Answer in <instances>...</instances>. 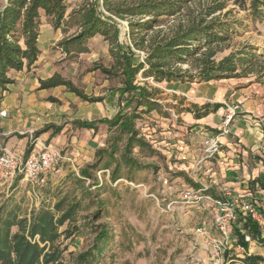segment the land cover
<instances>
[{
    "label": "trees",
    "instance_id": "1",
    "mask_svg": "<svg viewBox=\"0 0 264 264\" xmlns=\"http://www.w3.org/2000/svg\"><path fill=\"white\" fill-rule=\"evenodd\" d=\"M100 1L102 10L97 0H83L65 18L68 9L65 0H0V90H6L12 83L9 71L30 67L37 60L40 12L49 18L54 28H62L63 32L75 28L74 33L58 42L66 59L88 52L87 41L95 35L102 36L109 46L112 63L108 67L96 64L94 68L118 80L122 84L121 95L131 93L126 100L131 112L120 111L113 118L99 122L106 124L109 132L118 131V136L109 140L111 150L115 151L117 143L126 136L122 158L127 164H135L134 159L127 156L134 147L142 149L149 143L135 128V120L141 113L148 114L160 107L155 101L157 90L136 83L138 75L154 82H207L249 76L259 82L264 77V51H258L251 44H242L216 60L217 54L229 47L237 28L256 31L264 37V0ZM240 12L243 16L236 18L234 14ZM119 21L126 22L127 41L119 39ZM137 51H141V59ZM184 64L188 67L182 68ZM57 85L65 86L82 100L99 99L86 95L58 74L40 81L41 88ZM219 106L216 103L191 104L184 109L199 118ZM75 123L78 127L95 129L93 121ZM116 170L111 175L113 181L120 178ZM81 175L90 177L87 168L81 169ZM75 205L70 204L57 217L49 208L41 206L32 210L28 218L19 216L15 208L0 206V264H57L61 255L54 244L59 236L57 229L71 216ZM61 206L62 202H57L54 209L59 211ZM94 214L97 216L98 212ZM15 226L17 230L13 231ZM245 227L258 237L254 223ZM105 239L107 234L103 230L96 241ZM97 242L94 249L100 253L102 248ZM88 256L82 254L81 261L87 262ZM259 259L249 255L244 261L256 264Z\"/></svg>",
    "mask_w": 264,
    "mask_h": 264
},
{
    "label": "crops",
    "instance_id": "2",
    "mask_svg": "<svg viewBox=\"0 0 264 264\" xmlns=\"http://www.w3.org/2000/svg\"><path fill=\"white\" fill-rule=\"evenodd\" d=\"M65 1L68 5L67 18L68 13L78 4ZM74 31L75 28H68L66 32L62 28H54L49 18L40 12L37 60L30 67L9 71L8 77L12 83L7 85L6 90H0V111L5 110V115L0 116L1 145L24 155L43 145L64 150L69 160L64 163L63 168L70 170L93 160L95 150L105 142L103 135L108 127L100 123V120L111 119L120 111L131 112V107L126 105L131 93L121 95L122 84L107 77L99 69L91 68L77 79L83 92L99 98L97 101L82 100L63 85L40 87V81L55 74L63 79H70L63 72L66 69V62L63 63V60L66 58L58 42ZM99 40L105 44L101 64L108 67L112 58L109 46L102 36L95 35L87 41L88 52L91 51L90 41L94 43ZM88 52L78 54L68 65L72 69L77 68L79 60L83 59L82 55ZM71 79L74 81V78ZM161 82L171 86L156 89L155 101L158 104L157 96L160 91L161 95L168 94L171 99L182 95L188 104L171 100L172 107L169 110H176V114L180 115H175L174 119L169 118L168 124L162 123L165 128L160 132V135H164L161 137L164 140L161 146L152 144L156 143L154 138L150 137L149 140V137H145L162 157L157 180L163 175L169 177V192L172 194L190 186L204 187L209 194L222 199H229L227 193L241 196L252 194L261 203L264 214V84L255 82L253 76L207 82ZM180 87L183 91H180ZM206 103L220 106L199 118L193 112L181 109L191 104L201 106ZM231 108L234 115L230 132L220 134L223 115ZM153 112L158 115V111H151L147 115L153 116ZM77 121H93L95 129L78 127L75 123ZM205 136L217 139L220 144L219 152L196 165L198 160L203 159L201 141ZM89 144L93 145L90 150ZM182 156L186 159L182 160ZM3 183H6L7 190L15 188L17 194L22 192L37 196L35 188L39 187L24 179L3 180ZM27 184L29 185L25 187ZM176 207L187 217L194 218L195 228L203 227L211 234L216 233L205 211ZM242 228L244 226L239 221L231 228L229 249L223 255L224 264H235L230 261V256L240 264H247L244 260L249 255L260 258L256 264H264V241L243 244L240 238ZM196 239L202 241L199 236ZM238 245L249 251H241ZM204 248L208 251L207 246Z\"/></svg>",
    "mask_w": 264,
    "mask_h": 264
},
{
    "label": "rangeland",
    "instance_id": "3",
    "mask_svg": "<svg viewBox=\"0 0 264 264\" xmlns=\"http://www.w3.org/2000/svg\"><path fill=\"white\" fill-rule=\"evenodd\" d=\"M70 1L80 4L83 0ZM100 2L97 0L102 10ZM234 16L240 18L243 12L235 13ZM119 22V39L127 41L126 22ZM161 27H164V24ZM258 28L260 29V26ZM245 43L251 44L258 51H264L262 35L256 31L237 28V34L230 40L229 47L219 52L216 60ZM90 46L91 51L82 55L83 59L79 60L77 68L72 69L68 65L73 59L63 60V63L66 62L63 72L65 77L70 78L65 80L71 81L80 90L82 87L77 79L96 64H101L104 54L105 44L102 40L94 43L90 41ZM136 54L139 59L142 58L141 51ZM187 67V64L182 65V68ZM71 78H74V81ZM259 82L264 84V77ZM136 83L146 84L149 88L158 90L171 86H166L164 82L144 79L140 75ZM180 91H183L182 87ZM160 93L161 91L157 96L161 104L157 110L158 115L155 112L153 116L141 113L135 120V128L140 133L149 137V140L155 139L156 143H152L154 146L163 144L161 137L164 135H160V132H163L165 125L162 123L168 124L169 118L174 119L175 115H180L176 114V110H169L172 101L188 104L182 95L171 99L168 94ZM166 99L170 100L163 101ZM117 136V130L104 132L105 142L95 150L93 160L80 167L76 166L75 170L63 168L62 173L52 177L47 185L35 188L37 196L22 192L17 194L13 187L7 190L6 183L0 180V206L15 208L19 216L28 218L32 210L41 206L49 208L57 217L70 204H76L71 216L57 229L59 236L54 244L61 253L57 264H210V255L204 248L206 245L197 240L198 236L194 234V218L187 217L176 207L180 206L178 204L167 206L170 199L163 196L157 180L159 164L162 162L160 153L150 143L142 149L134 147L127 156L133 158L135 164H127L122 158L126 136L117 143L115 151L110 148L109 140ZM88 146L89 150L93 147L91 144ZM83 168H87L90 177L84 178L81 175ZM115 168L120 178L113 181L111 175ZM60 201L62 206L56 211L54 204ZM95 212H98L97 216ZM12 230L16 231L17 226ZM103 230L107 239L97 242L96 238ZM96 242L99 248H102L100 253L94 249ZM82 254L89 255L85 263L80 259ZM90 254H93V257Z\"/></svg>",
    "mask_w": 264,
    "mask_h": 264
},
{
    "label": "built area",
    "instance_id": "4",
    "mask_svg": "<svg viewBox=\"0 0 264 264\" xmlns=\"http://www.w3.org/2000/svg\"><path fill=\"white\" fill-rule=\"evenodd\" d=\"M5 115V110L0 111V116ZM234 111L228 110L222 119L220 134L230 132V123ZM1 137V132H0ZM220 144L216 138L211 136L203 137L201 150L203 159L196 162L199 165L202 160L209 159L219 152ZM186 159L185 156L181 157ZM69 160L64 150H59L50 145H43L37 150L30 151L27 155L3 147L0 143V179L13 181L21 178L27 182L42 187L51 177L58 176L63 171V165ZM158 181L163 196L170 199L167 206L178 204L185 209L199 208L208 214L212 229L216 232L211 234L203 227L194 229V233L201 238L208 247L210 264H224L223 255L229 249L230 230L239 221L242 228V241L247 245L257 244L264 241V214L261 210V203L252 195L241 196L227 193L229 199L214 197L204 187H184L174 194L169 192V177L160 176ZM254 223L258 229V237L255 238L246 229L245 225ZM241 251L248 252L242 245H238ZM251 251V250H250ZM230 261L240 264L230 256Z\"/></svg>",
    "mask_w": 264,
    "mask_h": 264
}]
</instances>
